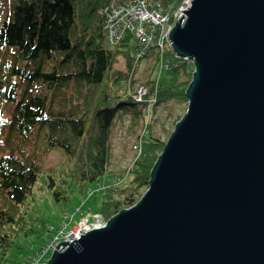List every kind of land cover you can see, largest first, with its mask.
Here are the masks:
<instances>
[{
  "label": "water",
  "instance_id": "water-1",
  "mask_svg": "<svg viewBox=\"0 0 264 264\" xmlns=\"http://www.w3.org/2000/svg\"><path fill=\"white\" fill-rule=\"evenodd\" d=\"M168 38L187 107L148 188L46 264H264V0H190Z\"/></svg>",
  "mask_w": 264,
  "mask_h": 264
},
{
  "label": "trees",
  "instance_id": "trees-1",
  "mask_svg": "<svg viewBox=\"0 0 264 264\" xmlns=\"http://www.w3.org/2000/svg\"><path fill=\"white\" fill-rule=\"evenodd\" d=\"M110 1L0 0V264L18 234L34 233L23 214L42 173L37 154L59 149L67 156L66 166L46 175L54 199L65 203L107 171L110 133L122 105L139 104L148 117L162 102H187L193 62L172 52L163 62L171 69L168 84L151 81L144 100L133 99V71L141 59L131 34L108 43L104 10ZM140 137L129 185L104 193L98 209L104 222L148 188L165 141L153 135L151 121Z\"/></svg>",
  "mask_w": 264,
  "mask_h": 264
},
{
  "label": "rangeland",
  "instance_id": "rangeland-1",
  "mask_svg": "<svg viewBox=\"0 0 264 264\" xmlns=\"http://www.w3.org/2000/svg\"><path fill=\"white\" fill-rule=\"evenodd\" d=\"M169 53H164L162 61L159 60L158 51L155 49L148 56L143 57L134 68V83L131 90L135 89V84L147 85L151 81L167 85L171 69L162 65V62L166 61ZM186 107L187 102L173 99L160 103L154 114L151 115L150 111L147 117L139 104L122 105L110 133L111 150L107 171L97 183L86 184L82 191L76 188L65 203L54 199L52 189L46 185V175L66 166L67 156L59 149L37 154L35 160L42 173L33 184L32 194L26 205V213L23 214L27 227L33 228L34 233L25 234L22 231L15 237V245L9 249L5 264H27L28 260L35 264H42L44 260L47 261L50 255L41 256L40 251L57 234L64 217L71 218L68 219L69 227L66 230L74 228L82 218L91 217L96 213L100 214L103 220L98 209L105 198L104 193L112 187L125 188L129 185L131 174L128 168L141 151L140 136L145 129V124L151 121L153 135L166 141L174 127V120L185 112ZM115 196L120 197L118 193ZM39 255L41 257L36 259Z\"/></svg>",
  "mask_w": 264,
  "mask_h": 264
},
{
  "label": "built area",
  "instance_id": "built-area-1",
  "mask_svg": "<svg viewBox=\"0 0 264 264\" xmlns=\"http://www.w3.org/2000/svg\"><path fill=\"white\" fill-rule=\"evenodd\" d=\"M177 2L178 0L166 3L162 0H111L104 10L108 43L116 44L126 34H131L137 45L136 59L148 56L155 49L162 61L165 52L173 53L168 34L174 23L184 15L182 11L186 9L190 0H181L180 4ZM190 61L192 62V60ZM146 94L147 87L143 84H137L132 91L133 99L138 102L144 100ZM64 218L57 234L42 247L41 256L51 255L56 249L55 246L63 240L70 241L80 237L83 231L90 227V224L104 225L106 223L101 219V215L96 213L91 217L82 218L74 228L66 230L71 218ZM41 256H37L36 259ZM46 262L44 260L42 264H46ZM27 264L35 263L28 260Z\"/></svg>",
  "mask_w": 264,
  "mask_h": 264
},
{
  "label": "bare ground",
  "instance_id": "bare-ground-1",
  "mask_svg": "<svg viewBox=\"0 0 264 264\" xmlns=\"http://www.w3.org/2000/svg\"><path fill=\"white\" fill-rule=\"evenodd\" d=\"M188 6H189V4L187 5L186 9L188 8ZM186 9H185V10H186Z\"/></svg>",
  "mask_w": 264,
  "mask_h": 264
}]
</instances>
